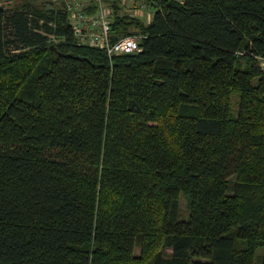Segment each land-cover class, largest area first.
<instances>
[{"label": "trees", "instance_id": "1", "mask_svg": "<svg viewBox=\"0 0 264 264\" xmlns=\"http://www.w3.org/2000/svg\"><path fill=\"white\" fill-rule=\"evenodd\" d=\"M103 1L0 5V264H264V0Z\"/></svg>", "mask_w": 264, "mask_h": 264}, {"label": "built area", "instance_id": "2", "mask_svg": "<svg viewBox=\"0 0 264 264\" xmlns=\"http://www.w3.org/2000/svg\"><path fill=\"white\" fill-rule=\"evenodd\" d=\"M49 8L66 14L75 41L78 45L104 49L109 57L116 54L134 53L140 50L138 36H122L116 41L110 39L109 12L103 7V0H44ZM182 2L183 0H175ZM150 5L149 0H141L140 8ZM96 7L92 13L88 8ZM110 9V8H109ZM111 10V9H110ZM264 73V58L259 61Z\"/></svg>", "mask_w": 264, "mask_h": 264}, {"label": "rangeland", "instance_id": "3", "mask_svg": "<svg viewBox=\"0 0 264 264\" xmlns=\"http://www.w3.org/2000/svg\"><path fill=\"white\" fill-rule=\"evenodd\" d=\"M8 0H0V5L6 7V8H13L14 6L20 5L23 1H27V0H10V2H7ZM34 1L36 4L38 5H42L44 3H46L44 0H31ZM106 3V4H105ZM103 3V7L108 10L109 12V17L112 14V10L109 9L110 7V2L107 3L105 2ZM140 0H118V4L120 7V13L123 14H130V15H135V16H140L142 18H145V12L146 11H151L153 9L148 7H145L144 9H140ZM109 6V7H108ZM111 8V7H110ZM133 29V28H131ZM55 41H57V39L53 38ZM180 208L183 212H185L186 210V200L183 197V195L180 196ZM139 250H136V255H138Z\"/></svg>", "mask_w": 264, "mask_h": 264}, {"label": "crops", "instance_id": "4", "mask_svg": "<svg viewBox=\"0 0 264 264\" xmlns=\"http://www.w3.org/2000/svg\"><path fill=\"white\" fill-rule=\"evenodd\" d=\"M140 1H141V0H140ZM7 2H10V0H8ZM149 2H151V1H149ZM151 4H152V3H151ZM151 4L149 5L150 8L153 7ZM41 6H45V7H47L48 5H47V4H45V5L42 4ZM140 9H144V8H140ZM153 12H154V7H153V9H152L151 11H149V12L146 11V12H145V18H142V17H140V16H137V17H139L142 21H144V22L146 23V22H149V21H150Z\"/></svg>", "mask_w": 264, "mask_h": 264}]
</instances>
